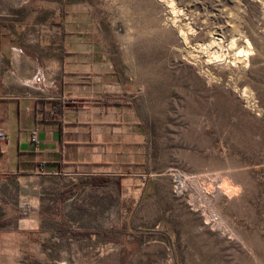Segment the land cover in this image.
I'll use <instances>...</instances> for the list:
<instances>
[{
  "label": "rangeland",
  "instance_id": "1",
  "mask_svg": "<svg viewBox=\"0 0 264 264\" xmlns=\"http://www.w3.org/2000/svg\"><path fill=\"white\" fill-rule=\"evenodd\" d=\"M10 3L96 21L147 133L131 177L45 206L16 264H264V0Z\"/></svg>",
  "mask_w": 264,
  "mask_h": 264
},
{
  "label": "crops",
  "instance_id": "2",
  "mask_svg": "<svg viewBox=\"0 0 264 264\" xmlns=\"http://www.w3.org/2000/svg\"><path fill=\"white\" fill-rule=\"evenodd\" d=\"M46 8L0 3V264L40 249L20 238L41 231L45 206L131 177L146 145L96 21H57L54 7Z\"/></svg>",
  "mask_w": 264,
  "mask_h": 264
},
{
  "label": "built area",
  "instance_id": "3",
  "mask_svg": "<svg viewBox=\"0 0 264 264\" xmlns=\"http://www.w3.org/2000/svg\"><path fill=\"white\" fill-rule=\"evenodd\" d=\"M3 138H5V135L3 134V132H2L1 129H0V139H3ZM31 139H32L33 141H35L36 143L38 142L37 139H36V131H33V132H32Z\"/></svg>",
  "mask_w": 264,
  "mask_h": 264
},
{
  "label": "trees",
  "instance_id": "4",
  "mask_svg": "<svg viewBox=\"0 0 264 264\" xmlns=\"http://www.w3.org/2000/svg\"><path fill=\"white\" fill-rule=\"evenodd\" d=\"M95 184H97V183H95Z\"/></svg>",
  "mask_w": 264,
  "mask_h": 264
}]
</instances>
